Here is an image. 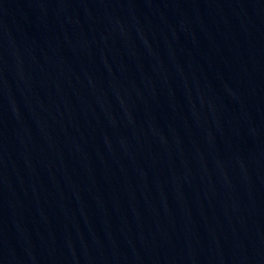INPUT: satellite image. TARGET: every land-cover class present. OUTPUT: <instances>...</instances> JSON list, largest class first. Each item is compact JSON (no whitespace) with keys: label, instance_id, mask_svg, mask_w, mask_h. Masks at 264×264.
Listing matches in <instances>:
<instances>
[{"label":"water","instance_id":"1","mask_svg":"<svg viewBox=\"0 0 264 264\" xmlns=\"http://www.w3.org/2000/svg\"><path fill=\"white\" fill-rule=\"evenodd\" d=\"M0 264H264V0H0Z\"/></svg>","mask_w":264,"mask_h":264}]
</instances>
